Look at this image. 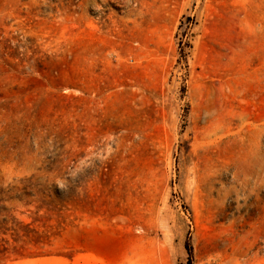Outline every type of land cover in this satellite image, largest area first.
<instances>
[{"label":"rangeland","instance_id":"rangeland-1","mask_svg":"<svg viewBox=\"0 0 264 264\" xmlns=\"http://www.w3.org/2000/svg\"><path fill=\"white\" fill-rule=\"evenodd\" d=\"M0 207L2 264H264V0H0Z\"/></svg>","mask_w":264,"mask_h":264},{"label":"trees","instance_id":"trees-1","mask_svg":"<svg viewBox=\"0 0 264 264\" xmlns=\"http://www.w3.org/2000/svg\"><path fill=\"white\" fill-rule=\"evenodd\" d=\"M44 240L46 236L31 228V224L19 222L10 209L0 207V264L9 256H22L32 248H38Z\"/></svg>","mask_w":264,"mask_h":264}]
</instances>
